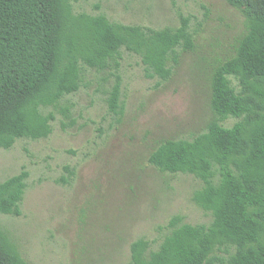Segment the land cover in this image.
<instances>
[{
    "label": "rangeland",
    "instance_id": "rangeland-1",
    "mask_svg": "<svg viewBox=\"0 0 264 264\" xmlns=\"http://www.w3.org/2000/svg\"><path fill=\"white\" fill-rule=\"evenodd\" d=\"M73 3L76 13H103L115 23L154 29L179 27L182 14L191 20L195 48L179 50L168 81L147 78L141 58L123 49V115L109 110L114 71L84 67L81 90L60 105H73L71 119L56 111L49 138L21 139L10 150L0 149V183L29 173L22 215L0 214V228L29 264H131L132 243L147 239L158 249L175 216L194 225L213 221L193 201L202 181L162 173L149 158L166 140H190L206 131L215 117L214 70L233 57L246 19L227 0Z\"/></svg>",
    "mask_w": 264,
    "mask_h": 264
},
{
    "label": "trees",
    "instance_id": "trees-1",
    "mask_svg": "<svg viewBox=\"0 0 264 264\" xmlns=\"http://www.w3.org/2000/svg\"><path fill=\"white\" fill-rule=\"evenodd\" d=\"M227 1L244 15L247 31L214 70L215 117L203 133L166 140L149 158L162 173L202 181L193 201L213 221L194 225L175 216L158 249L147 239L132 243L131 264H264V0ZM180 17L177 28L154 29L76 13L73 0H0V149L49 138L56 111L71 119L73 105H60L81 90L84 67L114 71L109 110L123 115V49L141 58L147 78L170 80L179 50L195 48L191 20ZM231 118L237 122L225 126ZM28 177L23 171L0 183V214L22 215ZM0 264H29L2 228Z\"/></svg>",
    "mask_w": 264,
    "mask_h": 264
}]
</instances>
